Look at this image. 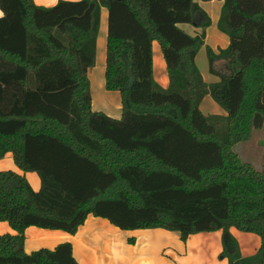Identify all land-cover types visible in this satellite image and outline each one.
<instances>
[{
  "label": "trees",
  "instance_id": "16d2710c",
  "mask_svg": "<svg viewBox=\"0 0 264 264\" xmlns=\"http://www.w3.org/2000/svg\"><path fill=\"white\" fill-rule=\"evenodd\" d=\"M208 2L212 0H199ZM222 2L217 29L228 45L206 47L207 85L195 56L211 21L196 0H0V264H78L69 242L23 249L28 227L74 235L89 215L122 231L163 229L189 236L222 231L228 264H264V148L261 169L233 146L264 131V0ZM107 10L104 88L121 97V117L91 108L100 11ZM159 44L167 88L153 78ZM222 60V71L214 63ZM207 94L225 116L204 115ZM234 228L259 237L242 257ZM133 239H129V243Z\"/></svg>",
  "mask_w": 264,
  "mask_h": 264
},
{
  "label": "crops",
  "instance_id": "0c3cea01",
  "mask_svg": "<svg viewBox=\"0 0 264 264\" xmlns=\"http://www.w3.org/2000/svg\"><path fill=\"white\" fill-rule=\"evenodd\" d=\"M58 0H34L35 4L44 6V7H51L56 4ZM70 1H78V0H70ZM216 0L208 1V2H202L199 0H196L198 5L205 11V13L209 16L211 25L213 23V18L211 17L212 13L210 11H214V3ZM51 2V3H50ZM50 3V4H49ZM209 7L208 9H204V5ZM222 6V2L221 5ZM221 8V7H220ZM215 12V11H214ZM218 13L217 21L220 14V9L215 15ZM1 16V13H0ZM214 16V15H213ZM107 21V10L105 8H102L100 11V24L99 27H103L105 25V22ZM216 21V22H217ZM210 25V26H211ZM209 26V27H210ZM183 30V29H182ZM191 34L187 33L188 31H184L189 36H195L197 34L201 33L200 28L192 27ZM208 27L204 30V44L207 43V33ZM106 34H107V27H106ZM218 35V34H216ZM98 36V34H97ZM220 36V35H218ZM219 42L207 45L206 47L212 50L214 54H218V51L220 49H225L228 45V38L225 40L223 37H217L216 38ZM97 40V39H96ZM106 42V37H105ZM98 44V42H97ZM209 46V47H208ZM206 47H205V53H206ZM96 49V47H95ZM160 49V47H159ZM154 50V49H153ZM200 49L198 50L196 56H195V65L197 66V58L200 56V53H203L201 51L199 53ZM161 54V50H160ZM203 62H204V56ZM207 58V57H206ZM207 66H209L207 61ZM105 67V60L103 68ZM152 69H153V78L154 81L161 86L162 88H167L168 86V77L167 72L165 69V64L162 58L158 55H155L153 51L152 55ZM203 81L207 84H215L219 82V80H216L214 77L215 75L211 74L210 72H203L198 69ZM87 76L90 83V91L92 95V87H91V79L89 77V69L87 72ZM103 98V100H102ZM208 100V96H204L199 108L202 114L204 115H219V116H225L220 114H212L210 112H204L203 109H208L211 107V104ZM205 107V108H204ZM91 108L94 112H102L106 114L107 116L114 118V119H120L121 117V97L119 92L117 91H108L104 92L102 95L99 96L98 103H94V100L91 96ZM14 161L12 158L11 153H6L1 159H0V165L3 167L8 168L9 170H13L16 173L22 175L25 177L29 185L34 191H37L40 187V180L37 174L33 173H25V172H18L17 169H15V166L13 167ZM15 165V164H14ZM19 170V169H18ZM6 171V170H0ZM118 229V228H117ZM116 227L114 228L113 225H111L107 220L93 217L92 215H89L85 222L77 229V232L74 235H68L62 231L57 230H47V229H41L37 227H28L24 231V244L23 249L25 253L29 254L33 251H36L40 248L44 249H54L58 244L63 242H69L72 246V254L75 260L78 262V264H151L150 261H148V257L146 256H139L136 255L138 253V249H141L148 245L150 239L157 238L159 239V242L162 246L161 249H169L166 251L167 257L172 260L175 264H183L185 261L192 262L196 259V255L198 253L197 249L201 248V244H205L204 240H207V243H210L212 241V237L218 238L221 236L222 231H214V232H208L205 233H198L189 236L185 241H183V245H181L180 241V235L178 232L174 231H166L163 229H142V230H134L132 232L122 231L119 232ZM230 234L233 236L236 242L239 244V250L242 257H247L250 255H253L260 246V239L258 236L251 234V233H245L240 232L234 228L229 229ZM3 234H15V232L10 228V226L6 222H0V235ZM207 237V238H206ZM168 238L173 239L175 244L172 247H167V244L165 243ZM129 239H133V242L129 243ZM180 240V241H179ZM177 241V243H176ZM197 241H201V243H197ZM129 244H128V243ZM152 243V242H151ZM176 244L178 248L176 247ZM112 250L113 254L111 255L108 250ZM221 243L220 245H217L216 248V254L221 252ZM215 264V262H214ZM218 264H227L226 260H222Z\"/></svg>",
  "mask_w": 264,
  "mask_h": 264
},
{
  "label": "rangeland",
  "instance_id": "374dc122",
  "mask_svg": "<svg viewBox=\"0 0 264 264\" xmlns=\"http://www.w3.org/2000/svg\"><path fill=\"white\" fill-rule=\"evenodd\" d=\"M220 5H221V1L216 0L214 3V11L215 12L210 9V11L212 12V13H210L212 15L211 17L213 18V20H215V21H213L212 25L210 23L211 26L209 25L210 27H208V30L206 31L207 43L205 42V44L210 45V46H211V44L219 42L216 39L217 37H223V38H225V40H227V36L225 34L221 33L217 29V22H216L217 20L216 19L218 17V13L216 15L214 13H216L217 11H219V9H221ZM207 6L208 5L206 3V5L203 6L204 9H208L209 7H207ZM178 26H179V28L183 29L184 31L185 30L188 31L187 33H189V34L192 33L191 30L189 31V29L190 28L192 29V27H193L191 24L182 23V24H179ZM106 27H107V21L105 22V25L103 27H101V28L99 27V29H98V36L96 38L97 40H96V45H95V47H96V49H95V64L93 67L89 68V77L91 79V87H92V95L91 96H92V99L94 100L95 104L98 103V99H99L100 95H102L104 92H108L104 88V68H103L104 60H105ZM204 30L201 29V33L204 32ZM216 34H218L220 36H218ZM97 42H98V44H97ZM205 44H203V46L200 47L199 53L203 50L204 51H203V53H200V56L197 58V66H198V69L200 71L210 72L209 66H207V58H206V53H205V47L207 45H205ZM153 51H154L155 55H158L161 57L159 44L156 41H154L152 43V55H153ZM203 56H204V62H203V58H202ZM222 64H223L222 60L216 61L214 63L213 68L217 73H221L220 71H222ZM214 77L216 78V80L220 79L218 76H214ZM206 96H208V100H210L209 102L211 104V107L208 109H206L204 107L205 109H203V111L205 113L210 112L212 114L224 115L225 114L224 110L215 102L213 97L210 96V94H207ZM102 100H103V98H102ZM263 148H264V131L263 130H253L250 137L247 140L242 141V142L233 146V150H234V152H236L238 154L239 158L243 162L249 163L256 170L261 169ZM14 166L15 165L13 164V167ZM1 169L2 170H9L8 168L0 165V170ZM15 169H17L16 166H15ZM17 171L20 172V170H18V169H17ZM25 173L33 174L34 172H25ZM117 230H119V229H117ZM119 232H122V230H119ZM127 232L130 233L132 231H127ZM204 233L207 234L208 232H204ZM229 234H230V232H229ZM150 241L152 243L149 242L147 246H145L141 249H138V253L136 255H139L142 257L143 256L148 257V261H150L151 264H175L174 262H172V260L170 258L167 257L166 251H168L169 249H161L162 246L159 242V239L154 238V239H150ZM180 242H181L180 244L183 245V243H182L183 241H180ZM204 242H205V244L204 243L201 244V248L197 249L196 253H198V254L196 255V259L193 260L192 262L185 261L183 264H214V262H215V264H218L222 260H226L227 264H228L227 256H224L222 254V252H223V234H222V232H221V236H219L218 238H216L214 235V237H212V241H210V243H207V240H204ZM165 243L167 244V247H172V248L175 244L174 240L170 239V238H168V240H166ZM176 243H177V241H176ZM197 243H201V241H197ZM220 243H221V248H222L221 252L219 254L218 253L216 254L217 245L218 244L220 245ZM236 243H237V250L240 253L239 244H238V242H236ZM176 247L178 248L177 244H176ZM108 252L111 255L113 254L112 250H110V249L108 250ZM240 255H241V253H240ZM83 264H86V263H83Z\"/></svg>",
  "mask_w": 264,
  "mask_h": 264
}]
</instances>
